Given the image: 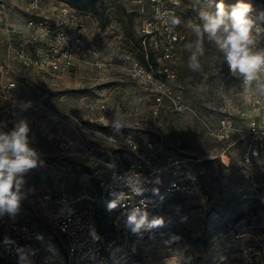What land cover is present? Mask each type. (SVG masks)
I'll use <instances>...</instances> for the list:
<instances>
[{
    "label": "rangeland",
    "instance_id": "1",
    "mask_svg": "<svg viewBox=\"0 0 264 264\" xmlns=\"http://www.w3.org/2000/svg\"><path fill=\"white\" fill-rule=\"evenodd\" d=\"M95 1L93 10L84 12L58 0H0V124H6L0 131L8 132L15 122L26 120L30 146L43 162L24 175L25 197L19 211L14 217L0 215V222L14 218L45 233L47 246L64 256L65 240L51 226L38 199L48 193H66L85 203L90 197L94 203L101 194V179L109 175L103 164L106 158L120 150L132 153V142L142 150L150 143L159 167L187 160L198 175V189L157 203L165 178L170 180L162 175L152 202L140 211L147 216L140 235L123 241L109 264H223L240 261L249 248L264 249V204L237 193V185L244 180L246 145V123L239 114L251 115L258 101L264 105V96L255 91L239 95L242 80L229 74L223 54L207 39L199 71L189 69L184 48L196 39L187 21L199 22V10L215 11L220 0H161L165 7L178 5L184 36L176 55L177 76L164 84L160 78H147L143 55L156 60L157 56L141 48L143 24L153 16L152 0ZM223 2L230 10L240 0ZM242 2L250 4L254 14L264 11V0ZM31 21L63 28L66 40L57 44L59 51L76 48L79 36L80 52L70 50L76 65L65 64L54 72L32 64L40 48L46 58L52 49L44 40L31 38L27 27ZM257 47L264 48V37ZM157 62L160 75L163 62ZM20 102L30 106L22 109ZM117 114L119 130L113 126ZM223 118L236 130L228 140L219 141L210 131ZM127 188L118 186V194L98 211L107 231L119 204H138L140 197L127 193ZM240 215L244 218L237 221ZM156 219L161 225L152 226ZM254 264H264V252Z\"/></svg>",
    "mask_w": 264,
    "mask_h": 264
},
{
    "label": "built area",
    "instance_id": "2",
    "mask_svg": "<svg viewBox=\"0 0 264 264\" xmlns=\"http://www.w3.org/2000/svg\"><path fill=\"white\" fill-rule=\"evenodd\" d=\"M151 2L153 16L147 18L142 27L143 48L145 51L154 52L157 60L163 62V66L158 75L157 69L147 62V78L149 80L160 78V82L164 84L177 76L176 55L178 45L184 40V36L179 26L169 30L159 18L165 12L179 18L176 7L178 5L165 7L161 0ZM27 27L31 30L32 39L44 40V45H50L52 49L50 57L46 58L43 49L40 48L36 54L37 57L31 61L32 64L38 68L46 66L54 72L61 70L65 64L66 66L76 65V59L72 53L75 50L78 53L82 48L83 41L79 36L75 41L76 48L66 47L59 51L57 44H62L66 40L63 28H55L48 22L34 21H31ZM21 57L25 59L26 56L22 53ZM146 59H149L148 55ZM24 62L28 63L27 59ZM160 101L161 99L158 98V102ZM239 116L246 123V129L243 131L246 145L242 152L244 180L237 185V193L244 199L253 197L264 204V105L258 101L251 115L243 111ZM219 124L216 129L210 131V135L219 141L228 140L230 133L235 132L236 128L230 120L225 118ZM129 149L132 153L120 150L123 161L130 163L126 173L119 171L107 160L103 162L106 169L110 171L109 175L102 178L99 183L101 194L98 200L94 201L96 204L90 197L87 198L90 202L85 203L66 193L57 196L48 193L38 199L39 207L44 211L51 226L65 240L66 254L64 256L47 246L45 233L10 218L0 222V230L4 234H11L10 237L0 238V261L18 264H109L114 250L123 241L140 235L139 231H132V226L128 224V216L136 209L143 210L152 202L153 193L162 175H169L170 180L165 178L162 191L157 194V203H162L177 194L186 195L190 190L198 189V175L188 167L187 160L169 161L159 167L155 163L156 150L152 144L149 143L142 150L132 142ZM128 156L131 157L130 160ZM118 186L125 188L129 186L125 191L139 196L140 199L133 207L130 201L119 204L116 213L109 220L110 228L107 231L101 227L98 211L110 201L111 196L118 194ZM20 250L26 256V261H21ZM43 252L46 253L45 256ZM263 252V248L258 249L257 252L249 248V253L240 261H227L223 264H254L255 258Z\"/></svg>",
    "mask_w": 264,
    "mask_h": 264
},
{
    "label": "clouds",
    "instance_id": "3",
    "mask_svg": "<svg viewBox=\"0 0 264 264\" xmlns=\"http://www.w3.org/2000/svg\"><path fill=\"white\" fill-rule=\"evenodd\" d=\"M199 3V0H197ZM169 30L181 24L180 18L165 12L159 17ZM198 21H187L196 39L184 45L189 53L188 67L191 71H199L200 59L205 53L204 41L214 45L223 54L230 72L242 80L239 95L247 96L250 92L264 96V48H258V41L264 37V11L254 14L250 4L237 2L226 8L223 0L216 4V10L210 11L207 7L198 12ZM22 109L30 105L20 102ZM114 128L122 126L119 114L114 120ZM6 127V124H0ZM30 127L26 120L15 122L8 131H0V215L7 213L15 216L19 211L20 202L25 197L24 175L31 169L42 165L37 151L30 146ZM114 207V205H110ZM147 223L146 214L139 209L128 216V224L133 232H138ZM159 219L151 222L152 226L161 225ZM21 261H26L22 253Z\"/></svg>",
    "mask_w": 264,
    "mask_h": 264
},
{
    "label": "trees",
    "instance_id": "4",
    "mask_svg": "<svg viewBox=\"0 0 264 264\" xmlns=\"http://www.w3.org/2000/svg\"><path fill=\"white\" fill-rule=\"evenodd\" d=\"M59 2L65 3L69 6H71L73 9L75 10H79V11H84V12H90L93 10L94 6H95V0H58ZM141 48L143 49V46L141 44ZM151 55H149V59L146 60L145 55H143V60L145 62V64H147V62H150L156 69H158V62L154 57H150ZM107 162H109L110 164L116 166L118 168L119 171L126 173L130 167V163H126L123 161V156H122V152L121 151H115L113 154L109 155L106 158ZM178 204L182 205L183 202H178ZM244 215H240V217L237 219V221L241 220ZM101 223V222H100ZM101 227L103 228L102 224ZM5 237V234L0 230V238Z\"/></svg>",
    "mask_w": 264,
    "mask_h": 264
}]
</instances>
